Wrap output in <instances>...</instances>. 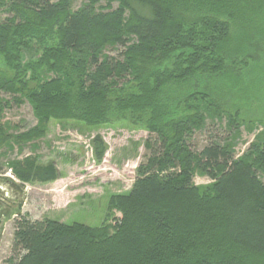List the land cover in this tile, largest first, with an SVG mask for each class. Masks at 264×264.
<instances>
[{
    "label": "trees",
    "instance_id": "16d2710c",
    "mask_svg": "<svg viewBox=\"0 0 264 264\" xmlns=\"http://www.w3.org/2000/svg\"><path fill=\"white\" fill-rule=\"evenodd\" d=\"M77 1L0 0V170L23 182L58 179L36 143L53 119L94 129L131 110L150 136L131 189L111 198L115 225L20 214L7 264H232L209 248L216 227L263 256L264 116L249 120L242 92L258 82L264 112V0ZM27 100L38 123L21 131L6 111ZM242 128L257 131L239 154ZM92 146L102 161L101 135ZM196 175L211 182L198 185Z\"/></svg>",
    "mask_w": 264,
    "mask_h": 264
},
{
    "label": "rangeland",
    "instance_id": "374dc122",
    "mask_svg": "<svg viewBox=\"0 0 264 264\" xmlns=\"http://www.w3.org/2000/svg\"><path fill=\"white\" fill-rule=\"evenodd\" d=\"M81 1L78 0L77 4L79 5ZM148 60L149 58L144 56L140 62L143 61L141 66ZM262 70L264 71V68ZM262 70L257 69V73L260 74L258 78L261 79L259 80H263V86L264 72ZM29 77L34 76L29 73ZM255 84L251 88L249 85L244 86V89L251 90L250 93L245 90L242 92L243 99H246L245 102L242 101V108L253 107L252 111L247 110V114L249 111L252 114L249 120L264 116V112L259 110L261 104L258 100L260 98L254 96L258 94ZM131 90H124L120 95H125ZM239 90L241 88L237 89V92ZM52 100L55 101V98ZM251 100L255 102V106H253V102L249 103ZM118 101L113 108L124 106ZM122 113L126 115V118H123ZM113 114L114 111L111 113L110 122L102 123L94 129L76 121L51 120L46 136L36 140V143L40 145L38 154L41 156V162L44 164L53 163L58 168L59 178L54 181L23 182L16 176L12 168L5 166L0 170V187L13 191V197L9 204L3 206L0 264H7L6 261L11 256L15 219L20 214L35 220L45 218L59 220L68 225L76 223L90 227L115 225L114 218L120 217L121 213L112 211L111 198L131 189L136 178V169L145 153L144 143L150 133L143 126H137L132 118H127L129 115L130 117L134 115L131 110L126 113L121 110L118 114ZM6 117L14 124H20L21 131H26L38 123L33 106L28 100L21 106L14 105L8 109ZM242 129V140L237 146L239 154L246 149L257 131L249 133L245 128ZM96 135H101L108 146L104 159L100 162L95 159L92 146V140ZM195 139L199 145H203L206 143L207 135L205 133L198 134ZM18 151L17 148L14 152L15 157H21L22 154L28 155L32 152L30 147H26L22 154H19ZM195 182L198 185H205L211 180L208 177L196 175ZM140 230L143 231L146 228ZM213 232L215 236L211 237L212 241L208 245L216 257L220 258L216 253L222 252L219 254L225 255L226 253L228 258L231 257L232 264H264V255L250 256L240 248L231 245L219 227H216ZM213 232L211 235H214ZM144 238L145 250L143 254H146L148 251L146 248L150 246L151 238L148 234ZM198 244L196 243V245ZM124 251L125 249L119 248L118 252L125 254ZM172 251L173 248L168 246L167 253Z\"/></svg>",
    "mask_w": 264,
    "mask_h": 264
},
{
    "label": "built area",
    "instance_id": "2783aa9c",
    "mask_svg": "<svg viewBox=\"0 0 264 264\" xmlns=\"http://www.w3.org/2000/svg\"><path fill=\"white\" fill-rule=\"evenodd\" d=\"M11 198H12L11 191L5 187H0V233H1L2 228H3V217H4L3 212H2L3 206Z\"/></svg>",
    "mask_w": 264,
    "mask_h": 264
}]
</instances>
